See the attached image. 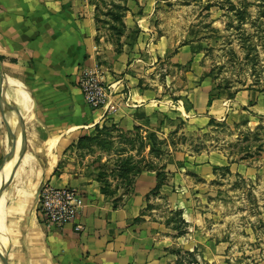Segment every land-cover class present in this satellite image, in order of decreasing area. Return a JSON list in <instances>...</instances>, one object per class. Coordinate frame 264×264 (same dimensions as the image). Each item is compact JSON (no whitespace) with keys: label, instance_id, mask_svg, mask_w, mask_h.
I'll list each match as a JSON object with an SVG mask.
<instances>
[{"label":"crops","instance_id":"0c3cea01","mask_svg":"<svg viewBox=\"0 0 264 264\" xmlns=\"http://www.w3.org/2000/svg\"><path fill=\"white\" fill-rule=\"evenodd\" d=\"M132 3L143 8L141 14L151 6L148 0ZM98 11L96 0H0V264H168L174 257L169 248L179 240L163 236L143 215L161 172L142 171L129 192L105 197L83 186V175L67 164L74 142L107 121L163 136L178 125L199 131L222 118L249 124L263 115L259 93L230 97L209 78L193 89L188 82L189 91L171 85L179 97L173 103L167 94L172 79L162 68L196 60L198 48L158 37L150 12H127L120 36L104 32ZM93 68L116 85L109 112L91 109L79 89L81 75ZM14 129L17 147L6 170ZM213 157L185 167L193 176L213 177L215 165L225 164H215ZM174 177L156 191L158 197H176L169 186L193 179ZM45 187L82 194L79 232L72 225L41 224L38 199ZM195 248L191 242L186 251ZM211 256L202 259L213 263Z\"/></svg>","mask_w":264,"mask_h":264},{"label":"rangeland","instance_id":"374dc122","mask_svg":"<svg viewBox=\"0 0 264 264\" xmlns=\"http://www.w3.org/2000/svg\"><path fill=\"white\" fill-rule=\"evenodd\" d=\"M96 1L104 32L120 36L127 12H150L158 37L198 48L196 60L162 68L172 79L167 94L173 103L179 97L171 85L189 91L188 82L193 89L206 78L230 97L255 91L264 99V0H148L145 14L132 3L137 0ZM260 103L263 115L249 124L222 118L204 130L178 125L163 136L99 123L74 142L66 162L83 175V186L105 197L129 192L145 170L161 172L165 185L178 174L190 175L192 182L169 186L176 197L152 192L143 212L163 236L179 240L169 248L174 257L168 264H204L206 254L214 257L209 264H264V100ZM207 156H214L215 164L225 162L215 165L213 177L187 171L186 163ZM191 242L194 252L186 251Z\"/></svg>","mask_w":264,"mask_h":264},{"label":"built area","instance_id":"2783aa9c","mask_svg":"<svg viewBox=\"0 0 264 264\" xmlns=\"http://www.w3.org/2000/svg\"><path fill=\"white\" fill-rule=\"evenodd\" d=\"M78 86L91 109L104 112L112 109L111 99L116 85H108L98 68L83 73ZM84 206L82 194L75 189L45 187L39 195L37 214L41 224L48 228L61 229L72 225L77 233L81 230L77 220Z\"/></svg>","mask_w":264,"mask_h":264},{"label":"water","instance_id":"95a60500","mask_svg":"<svg viewBox=\"0 0 264 264\" xmlns=\"http://www.w3.org/2000/svg\"><path fill=\"white\" fill-rule=\"evenodd\" d=\"M5 102V101H4ZM10 109V108H9ZM13 144H14V150L12 151V153H11V155L9 156V158H8V161H7V168H6V170L8 169V167H9V165L11 164V162H12V160H13V158H14V155H15V149H16V147H17V137H16V130L14 129V131H13ZM2 189H3V184L1 185V187H0V192L2 191Z\"/></svg>","mask_w":264,"mask_h":264},{"label":"trees","instance_id":"16d2710c","mask_svg":"<svg viewBox=\"0 0 264 264\" xmlns=\"http://www.w3.org/2000/svg\"><path fill=\"white\" fill-rule=\"evenodd\" d=\"M211 103H212V98H209V102H208L209 107H210ZM162 185H164L163 181L159 180V182L157 183V186L153 192L158 191Z\"/></svg>","mask_w":264,"mask_h":264}]
</instances>
